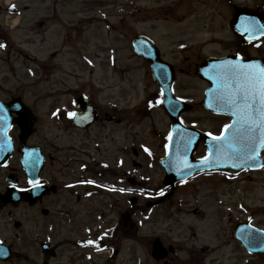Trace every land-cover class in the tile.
<instances>
[{
  "label": "rangeland",
  "instance_id": "obj_1",
  "mask_svg": "<svg viewBox=\"0 0 264 264\" xmlns=\"http://www.w3.org/2000/svg\"><path fill=\"white\" fill-rule=\"evenodd\" d=\"M11 1H15L13 4L19 8L18 11L9 12L7 2ZM237 1L264 5V0ZM207 10L211 11L210 16H206ZM231 13L225 0H0V32L10 36L7 45L0 39V45H4L0 47V98L9 100L13 96H22L27 104L34 106L41 116L34 142H43L51 148L56 141L67 146L72 143L82 145L86 139L87 149L98 161L99 181L103 183L100 194L88 198L84 207L81 204L70 205L72 212L81 208L75 218L79 222L76 224L79 231L72 227L70 235H66L52 230L56 242H71L74 232L86 236L84 224L91 220L94 216L92 211L96 209L97 215L102 214L104 228H111L116 221L126 235L134 237V241L119 243L123 238L120 231L116 245H122V250L115 259L101 254L100 264H157L151 255L152 242L156 238L166 243L198 242L199 248L209 244L215 248L206 251L210 264H264L263 258L257 259L237 244L232 232L237 221L249 217L257 226L264 228V172L199 176L177 187L175 194L165 202L149 209V202H156L154 199L159 193L167 191L163 184L165 171L158 160L165 153V135L171 120L162 107L153 109L149 116L148 113H139L141 117L136 114L137 107L118 111L124 122L122 125L116 128L113 124L105 127L96 125L87 131L72 130L71 123L63 114L65 111L59 120L51 117L52 108L62 104L65 110L72 108L71 95L76 94L69 91L74 89L80 93L93 91L98 94L100 91L97 100L99 98L101 103H108V98L116 94L113 107L117 108L139 105V101L147 93L156 91L158 86L148 66L131 54L130 37L132 40L137 33L153 32L155 30L150 26L157 24L156 30L161 31L158 40L165 48L172 37L165 33H177L181 25L185 48L179 53L174 47L172 52L166 49L165 55L167 53L178 69L187 66L184 71H178L177 91L195 108L185 113L183 120L205 130L221 131L228 118L203 109L201 99L207 83L188 65L201 62L207 54L231 50L229 46L234 36L226 33L225 19ZM165 17L172 22L166 21ZM175 17L181 20L177 27L171 24ZM149 18L154 20L148 21ZM13 25L15 29L11 31ZM213 32L216 36L211 40ZM57 50V55L52 57L51 54ZM114 52L117 53V70L120 73L116 79L104 65ZM34 53L39 54L42 60L47 59L46 63L40 65L41 60ZM29 55L36 56L37 60L30 59ZM99 67L101 75L100 71L92 74V70ZM107 75L112 79L107 80ZM88 80L95 86H91ZM100 85L103 90H100ZM205 152L206 148L202 146L198 155ZM61 154L66 156L68 152L63 150ZM119 179L120 188L111 193L112 182ZM127 186L133 187L134 192L123 189ZM144 190L149 191L141 193L133 207L134 222L122 227L119 221L131 209L130 198ZM17 214L18 219L27 224L22 228L25 244L18 242L15 246L32 255L36 247L30 243L37 240L28 242L26 237L35 239L33 234H36L44 238V233L32 232L31 217L26 210L22 209ZM6 218L0 213V232L13 237L17 230ZM189 245L180 246L182 259L191 255L187 252ZM84 263L82 260L76 264ZM0 264L36 263L29 259ZM55 264H66V259L62 258ZM180 264H188V261Z\"/></svg>",
  "mask_w": 264,
  "mask_h": 264
},
{
  "label": "flooded vegetation",
  "instance_id": "obj_2",
  "mask_svg": "<svg viewBox=\"0 0 264 264\" xmlns=\"http://www.w3.org/2000/svg\"><path fill=\"white\" fill-rule=\"evenodd\" d=\"M230 10L233 13V17L238 12L241 10L236 4H234L230 0ZM242 10H246V8H243ZM256 11L258 9L256 8ZM233 18H231L232 22ZM172 36L171 33L168 34V36ZM238 38V42H235L236 46L234 47V53L237 55H242L245 58L249 56H256V57H262L264 58V41L259 40V41H243L242 38ZM175 42L172 37H170V42ZM170 42L166 46V49L168 52H172L173 47L179 46V44H174V46H170ZM177 49V52L179 53L180 50L179 48ZM160 53L161 56L166 59L165 51H162L160 48ZM147 62H145L146 64ZM149 64V63H147ZM193 66L189 65L191 69H197L196 65L197 62L192 64ZM180 70H184V68H180ZM91 102L93 106L99 110L100 112V118L96 122L98 125L101 123L104 124L105 120H110L109 118L115 117L118 120L117 115H115V111L112 110L110 113L109 111H105L102 109V106L96 102L92 96L90 95ZM118 122V121H117ZM96 124V125H97ZM105 125V124H104ZM77 129V128H76ZM82 142V141H81ZM43 147V150L46 152V155L48 156L47 162L45 167L43 168L41 172V179L40 183H43L47 185L49 188L50 192L49 194L44 195L41 199H38L36 203H34L32 206H30L28 203H22L18 207H13L11 205L6 206L5 208H1L0 211H6L9 215L8 217H12L13 215H17L22 209L26 210L27 215L31 217V221H33L37 225H44L47 228V225L51 224L54 222L53 230L55 231H60L63 234L70 235L71 233V224H73V228L77 229L78 224L76 219L72 217V208L70 206L71 204V199L69 195V190H72V185L69 182V178L71 174H75L76 171L80 170L81 168L74 166H69L68 161L69 158H71L73 155V150H70V148L67 149L69 153V158L64 157L59 152H54L53 150H47L46 146L44 144H41ZM79 146V145H78ZM86 139L83 141L82 145L80 143V152H78L79 155H83V151L86 149ZM52 152V154H50ZM56 154V156H54ZM50 154V155H49ZM17 156V155H16ZM60 161L63 163L60 164ZM80 162L85 163V160H80ZM79 162V163H80ZM11 163V162H10ZM8 164L6 167H4L0 175L5 172L7 175L10 173L13 167H11V164ZM57 163V164H56ZM72 163L75 164L73 161ZM12 172V171H11ZM67 183H68V188H67ZM22 187H27L26 183L20 184ZM67 191V192H66ZM66 195H68V199H66ZM76 214H79L78 210H75ZM97 224V222H95ZM23 226V225H22ZM101 226V224H100ZM59 228V229H58ZM80 239L81 236H79L76 232H74ZM53 235L49 237L45 242L44 240H40V242H33V245L36 247V251L34 254L31 255V259L35 261L36 264H51L54 263V259L58 258V262L62 258H68V263H77L78 260L76 259L79 254L81 249L83 248V245L80 242H55L53 241ZM10 242V241H7ZM110 242H114V240L111 238ZM163 244L169 249V253L166 255V257L163 260L157 261V264H172L173 261L178 262V264L181 263L180 256H181V248L180 246H177L174 248L173 245L167 244L166 242H163ZM192 249H191V255L188 256V264H207L208 263V256L206 254V251H209V247H201V256L199 258V248L197 246L196 242L192 243ZM171 250V251H170ZM119 249H115L114 255L118 253ZM67 255V256H66ZM177 257V259H176ZM19 259L21 260H29V257L27 255L25 256H20ZM174 263V264H176Z\"/></svg>",
  "mask_w": 264,
  "mask_h": 264
},
{
  "label": "snow or ice",
  "instance_id": "obj_3",
  "mask_svg": "<svg viewBox=\"0 0 264 264\" xmlns=\"http://www.w3.org/2000/svg\"><path fill=\"white\" fill-rule=\"evenodd\" d=\"M244 31L249 33L260 31L261 34H264V26L257 28L250 24L245 27ZM0 47H4V45H0ZM220 67L222 68L221 73L211 77L218 86L215 97L216 107L227 109L234 119L231 123L224 124L219 136L208 133L217 143L210 145L209 155L203 158V162H210L209 157L212 155L213 147H215L218 159L229 158L233 153L247 155L250 159H255L259 152L257 144L264 147V66L255 63L227 61ZM208 106L213 107L212 103H209ZM0 113H2V109H0ZM68 115L75 117L76 113ZM4 119L5 117L0 114V121ZM230 130L231 135H229ZM172 139V133H169L170 143L166 147H170ZM191 142V139H188L186 143L190 144ZM225 147L229 149V152L224 151ZM183 165L185 168L192 167L186 159L183 160ZM232 166L238 167L235 163ZM29 183L34 187L40 186L39 181H29ZM86 183L92 184L94 181L88 180ZM96 243L92 240L87 241L88 245Z\"/></svg>",
  "mask_w": 264,
  "mask_h": 264
},
{
  "label": "water",
  "instance_id": "obj_4",
  "mask_svg": "<svg viewBox=\"0 0 264 264\" xmlns=\"http://www.w3.org/2000/svg\"><path fill=\"white\" fill-rule=\"evenodd\" d=\"M145 45H146V43H145ZM137 48H138L140 53L144 54L145 56L147 55V52L141 51L139 49V46H137ZM212 60H214V59H212ZM153 61L155 64V69H156V66L159 65L158 59L154 58ZM227 61H232V60L231 59H225V58L220 59V60H216L214 62L215 69L217 68V62L223 65L224 62H227ZM211 62L212 61H209V64ZM217 70L222 71V68H219ZM157 78L162 83L163 78H162L160 72L158 73ZM171 83L172 82L170 79L167 81V83H162V86H163V89L165 92L164 104H165V107H166L168 113L171 115V117L174 120V139L172 141L171 153H172V155H177L180 153L182 155H184L186 153L185 150L188 149V151L186 150L188 155L181 156L182 159H180L181 165H180L179 169L185 171V170L190 169L192 167L185 168L183 165V160L186 159L188 164L191 165V156H192V154L195 150V147L197 146V144H198V142L202 136L198 131L186 128L180 122V120H179L180 113L186 109H190V106L185 104L184 102L176 100L173 97V93L170 90ZM216 86H217V83H216ZM209 103H212L213 107L210 108L208 106ZM215 103H216L215 101H213L211 98L208 97L205 105L207 108H209L211 110L215 109L217 111L225 112L228 114L230 113L227 109L217 108ZM0 109H2V113H0V114H2L5 117V119L3 121H0V164H3L14 151V147H13L12 142L6 137L7 130L10 128L11 124L18 123L22 127L23 134L21 136V139L23 142H25L26 139L28 138V136L33 131V125H34L36 119L34 116H32L30 110L21 102L20 99H15L9 103H3L0 101ZM13 112L18 113L20 116L18 118H14V117H13V119L10 118V116L12 115ZM77 124H80V123H77ZM229 135H231V130L229 132ZM188 139H191V141H192L190 144L186 143ZM206 139H207L208 143L210 142L209 148H210V145H216V143H217L210 138L209 139L206 138ZM257 146L259 147V151L263 148V147H260L258 144H257ZM225 148H227V147H225ZM228 151H229V149H228ZM215 153H216L215 147H213L212 154H215ZM234 155L240 156L241 154H234ZM256 155H258V154H256ZM230 156H232V154ZM246 159H248L249 162L252 161V159H250L249 157H246ZM24 165L28 166V169H31V170H27V173H30L32 171V162L29 163L27 161H24ZM168 167L170 168V166H168ZM168 172H169V176L166 179V181L168 183H175L177 180L188 177L189 175H191V173H193V172H190V173H186V174H179L176 177H174L172 175L171 169H168ZM15 197H16V193L13 190H10L8 195L2 197V200H6L8 198L12 199ZM256 232H261L262 236H264V232H262V231H256ZM244 235H245V232H244ZM262 236L252 235V237H246L245 239H242V240H243L244 244H247L246 241L251 242L249 245L252 247L259 245V247L256 249V251L264 252V237H262ZM260 237H262V238H260ZM252 250H255V249H252ZM163 254H164V252H163ZM163 254H162V248L160 247V243H156L154 246V256L159 258V257H162ZM13 255H14L13 253H9V251L4 249V247L0 246V257L7 259Z\"/></svg>",
  "mask_w": 264,
  "mask_h": 264
}]
</instances>
